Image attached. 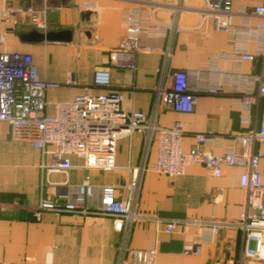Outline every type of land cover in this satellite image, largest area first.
<instances>
[{
	"label": "crops",
	"instance_id": "obj_1",
	"mask_svg": "<svg viewBox=\"0 0 264 264\" xmlns=\"http://www.w3.org/2000/svg\"><path fill=\"white\" fill-rule=\"evenodd\" d=\"M86 0H0V12L13 11L10 22L0 21V34L5 37L6 52L28 53L34 57L42 80L60 84L48 92L54 103H65L92 86L97 70L110 72L112 92L125 95L123 109L150 114L158 102V89L163 80L174 72L196 73L208 71L203 64L212 56L233 54L239 47L229 42L227 34L215 32L207 24L197 28L200 17L196 13L204 0H184L189 11L181 14V25L187 30L171 38H141L143 47L153 51L137 54L136 70L120 69L110 62L111 52L126 40L125 17L144 0H93L97 8H87ZM175 0H166V6L157 10L156 18L169 22L174 14ZM264 5V0H233L234 8ZM32 12L44 16L59 14L58 21H48V32L72 31L71 42L25 43L21 35L34 30ZM147 10L144 13L147 14ZM194 28V29H193ZM244 46V42H240ZM252 48V47H250ZM241 49V48H240ZM261 59L240 65L242 74H257ZM236 62H220L223 71H212L209 79L191 81L192 89L201 90L193 113L180 114L163 102L159 106L158 123L171 126L184 125V148L191 151L194 135L207 134L219 143L231 136L246 133L258 127L260 108L253 109L252 122L245 124L241 110V94L232 90L231 71ZM220 84L226 90L218 96L204 90L208 85ZM98 92L102 90H97ZM47 113H55L54 105ZM206 150L214 154L223 152L222 145H211ZM264 155V141L257 144ZM238 153L243 151L237 145ZM144 155V136L134 133L118 141L117 169L105 173L83 168V161L73 157L74 168L67 175L71 189L77 188L84 178L90 177L95 191L93 205L99 203L104 186H123L138 169ZM156 158L152 146L148 162ZM41 152L27 141L12 138L8 124L0 122V264H118L123 233L114 228L110 217L74 218L70 214L43 213L35 216L42 196L43 176L40 171ZM260 171L264 182V157ZM241 171L224 168L220 178L213 177L203 166H192L185 175L175 179L146 171L142 178L139 211L152 217L201 218L226 222L227 227L209 242H203L199 228L182 227L169 234L166 223L154 221L137 223L130 233L127 245L131 249L158 251L157 264H264L246 258L244 234L232 226L240 217L243 192L239 187ZM62 177L51 175L49 182ZM54 187L48 185L45 195ZM65 192L66 189L61 190ZM201 244L200 255H185L187 244ZM130 263V258L127 257ZM132 263V262H131Z\"/></svg>",
	"mask_w": 264,
	"mask_h": 264
},
{
	"label": "built area",
	"instance_id": "obj_2",
	"mask_svg": "<svg viewBox=\"0 0 264 264\" xmlns=\"http://www.w3.org/2000/svg\"><path fill=\"white\" fill-rule=\"evenodd\" d=\"M175 1L174 14L169 22L159 21L155 16L157 10L167 5L166 0H144L140 6L128 12L124 23L126 40L110 55L114 67L136 70L137 54L153 51V48L141 45V38L171 40L177 33L188 29L181 25L180 17L189 10L184 6V0ZM85 6L94 9L98 5L93 0H86ZM145 9L147 14L144 13ZM13 13L11 10L0 12V21L10 22ZM31 13L34 28L48 33L47 15ZM196 13L200 17L197 28L210 24L213 31L227 34L229 42L239 49L233 54L212 56L202 66L208 71L172 73L168 76L170 84L165 80L161 82L158 102L150 114L123 109L125 95L109 90L111 81L107 69L97 70L93 85L85 87L73 100L54 103L48 99V92L59 89L60 84L42 80L31 54L4 51L5 37L0 34V122L8 124L12 138L32 143L42 156L39 168L43 176V192L35 211L36 218L40 220L45 212L70 214L79 219L112 218L115 230L124 236L118 264H157L156 249L136 250L127 245L137 223L165 222L169 234L182 227L199 228L203 232L204 243L228 226L226 222L212 218L163 219L140 213L139 199L146 171L175 179L197 164L215 178L223 175L224 168L241 171L239 187L243 192V201L239 220L232 226L245 236L244 256L264 263V182L259 169L264 155L257 150V144L264 141V5L235 9L233 0H204ZM240 42H244L243 47H240ZM257 58L262 62L259 73L242 74L240 65L254 62ZM226 61L236 62L235 69L230 73L231 86L234 92L241 94L243 123L250 124L253 109L260 108V124L246 133L229 137L225 143H219L207 134H196L194 147L186 151L183 123L176 122L168 127L158 123L160 103L180 114L193 113L201 90L191 88L192 79H209L212 71L223 72L219 63ZM225 91L220 84L208 85L204 90L215 96ZM50 105L55 108L53 115L47 113ZM136 132L144 136V155L128 183L101 188L100 200L96 205L92 204L95 191L90 177L71 189L67 175L74 168L73 157L80 158L85 169L113 172L117 169L118 141ZM218 144L224 149L221 154L206 150V147ZM238 144L243 148L241 153L237 151ZM153 145L156 147V158L148 162ZM51 175L62 178L51 183L46 180ZM48 185H52L54 190L46 196ZM63 189L66 191L62 192ZM201 252L200 243L183 247L185 255H200ZM127 257L132 263L127 261Z\"/></svg>",
	"mask_w": 264,
	"mask_h": 264
},
{
	"label": "water",
	"instance_id": "obj_3",
	"mask_svg": "<svg viewBox=\"0 0 264 264\" xmlns=\"http://www.w3.org/2000/svg\"><path fill=\"white\" fill-rule=\"evenodd\" d=\"M59 14L57 12H51L48 15V21L56 23L58 21ZM73 39L72 31L64 30L58 32H48L46 34L32 30L29 33L22 34L21 40L25 43H42V42H71Z\"/></svg>",
	"mask_w": 264,
	"mask_h": 264
}]
</instances>
